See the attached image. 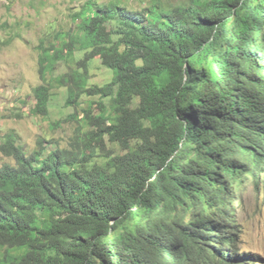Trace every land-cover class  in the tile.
<instances>
[{
  "label": "trees",
  "instance_id": "16d2710c",
  "mask_svg": "<svg viewBox=\"0 0 264 264\" xmlns=\"http://www.w3.org/2000/svg\"><path fill=\"white\" fill-rule=\"evenodd\" d=\"M73 19L77 32L38 45L32 113L66 86L68 105L95 97L89 128L30 154L4 137L0 264H257L237 188L264 170V0H87ZM96 57L113 71L102 86L88 83ZM60 61L71 69L55 75Z\"/></svg>",
  "mask_w": 264,
  "mask_h": 264
},
{
  "label": "rangeland",
  "instance_id": "374dc122",
  "mask_svg": "<svg viewBox=\"0 0 264 264\" xmlns=\"http://www.w3.org/2000/svg\"><path fill=\"white\" fill-rule=\"evenodd\" d=\"M87 0H0V144L11 132L17 133L19 141L28 150V154L39 147V140L53 141L49 146H67L76 128L84 124V110L95 97L84 95L77 105H68L66 86L54 87L48 113H32L36 105L34 89L43 83L39 73V48L42 40L60 42L59 33L77 32L73 14ZM108 3L111 0H98ZM129 9H142L153 3L170 9L179 4H189L190 0H119ZM110 14L108 25L113 27L116 20ZM61 34V35H62ZM83 51H77L76 58L83 57ZM75 66V65H74ZM68 63L60 61L55 75L69 71ZM89 85H104L113 78V71L96 57L89 63ZM97 105H94V110ZM97 110H95L96 112ZM221 124V123H220ZM106 123L102 125V128ZM222 132V130H220ZM219 143L226 141L225 134ZM110 149L118 146L107 140ZM217 139L213 140L216 144ZM15 161L0 151V166ZM96 164V163H94ZM262 162L255 161L249 167L257 173L244 176L237 188L238 217L242 224V247L260 255L255 258L257 264H264V170ZM82 165V169L85 168ZM258 181V182H257Z\"/></svg>",
  "mask_w": 264,
  "mask_h": 264
},
{
  "label": "built area",
  "instance_id": "2783aa9c",
  "mask_svg": "<svg viewBox=\"0 0 264 264\" xmlns=\"http://www.w3.org/2000/svg\"><path fill=\"white\" fill-rule=\"evenodd\" d=\"M19 1V0H18Z\"/></svg>",
  "mask_w": 264,
  "mask_h": 264
}]
</instances>
